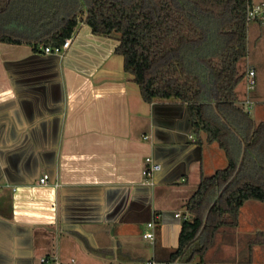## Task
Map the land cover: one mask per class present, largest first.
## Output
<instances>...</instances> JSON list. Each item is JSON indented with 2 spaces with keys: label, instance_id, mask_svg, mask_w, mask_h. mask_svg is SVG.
<instances>
[{
  "label": "crops",
  "instance_id": "1",
  "mask_svg": "<svg viewBox=\"0 0 264 264\" xmlns=\"http://www.w3.org/2000/svg\"><path fill=\"white\" fill-rule=\"evenodd\" d=\"M263 21L248 27L247 46L252 40L256 51L240 60L236 87L237 104L246 110L245 70L253 66L255 102L248 112L256 123L264 121V53L257 50L264 44ZM4 30L21 32L0 24ZM31 32L20 43L0 41V264H142L138 233L144 236L152 220L156 238H147L153 257L147 260L264 264V245L250 243L264 230V213L256 204L245 209L249 200L237 225L217 229L203 259L169 261L183 220L192 217L186 202L203 174L225 167L218 166L225 158L228 164L225 149L206 132H194L187 103L144 99L115 50L116 33L97 34L83 20L63 53H45L43 43H35L45 33ZM207 41L204 53L219 49L218 37ZM194 67L202 73L205 111L218 120L213 76L203 64ZM148 156L160 164L152 174L145 173ZM45 173L49 180L42 183ZM42 256L53 260L41 263Z\"/></svg>",
  "mask_w": 264,
  "mask_h": 264
},
{
  "label": "trees",
  "instance_id": "2",
  "mask_svg": "<svg viewBox=\"0 0 264 264\" xmlns=\"http://www.w3.org/2000/svg\"><path fill=\"white\" fill-rule=\"evenodd\" d=\"M249 1L88 0L80 4L86 11L84 17L78 9L71 10L58 26L35 41L60 45L81 20L97 34L116 33L115 50L124 56V68L139 84L144 99L187 103L194 132H206L209 142L217 141L225 149L228 164L203 174L188 198L186 207L192 217L183 220L178 247L169 261H191L196 256L203 259L217 229L239 223L240 208L247 200L264 202V121L256 123L237 104L236 91L243 78L238 63L248 53ZM9 2L0 0V13ZM211 36L218 37L219 49L207 54L203 51ZM24 40L0 31V41ZM196 64H203L213 76L212 97L222 113L218 120L205 111V87ZM234 137L241 144L240 160ZM250 243L264 245V230L256 232Z\"/></svg>",
  "mask_w": 264,
  "mask_h": 264
},
{
  "label": "rangeland",
  "instance_id": "3",
  "mask_svg": "<svg viewBox=\"0 0 264 264\" xmlns=\"http://www.w3.org/2000/svg\"><path fill=\"white\" fill-rule=\"evenodd\" d=\"M16 1H17L16 7L14 6V8L10 12H7L6 14L0 13V24H4L7 27L16 26L21 31L20 34H17L18 36H24L25 34L32 35L31 31L33 30H37V32L42 34L46 33L47 31L58 26V24L61 22V19H63V17L66 16L69 11L74 9L79 10L80 17L82 18L84 17L86 11L83 8L82 10L80 9V4L83 5V3L88 2V0H16ZM256 1H262V0H256ZM214 21L215 20L212 21L213 25H215ZM258 21L260 20L258 19L252 20L251 23L248 24L249 29L250 28L252 29L257 24H260V22ZM4 31L6 32V30ZM39 48L43 49V47H39ZM253 50L256 51V48H254V44L252 43L251 40L248 48V53L254 52ZM257 50L260 53H264V44L258 46ZM242 66H243V61H240L239 68H241ZM221 164L222 165H218V166L223 167L227 165L226 158L224 162ZM255 204L261 206V210L257 209V211H260L259 213L263 214L264 202L262 201L253 200V199L249 200L245 204V209H248V207ZM243 212L244 213L242 214V217L245 218L246 211L243 210ZM147 229L148 227H146L145 231ZM138 234H139L138 239L144 245V252H145L144 253L145 255L142 256L143 258L142 264H146L147 258L152 257V245L150 240L143 236V230L139 231ZM199 260H200L199 257H196L194 259V261H199ZM155 262L156 264H164L159 260H155Z\"/></svg>",
  "mask_w": 264,
  "mask_h": 264
},
{
  "label": "built area",
  "instance_id": "4",
  "mask_svg": "<svg viewBox=\"0 0 264 264\" xmlns=\"http://www.w3.org/2000/svg\"><path fill=\"white\" fill-rule=\"evenodd\" d=\"M264 20V0L256 1L250 0L248 3V10H247V21L248 24L252 20ZM72 43V36L67 37L64 42L60 45H43V50L45 53H63ZM245 77L247 82V95L242 100V105L245 107L247 111H250L251 107L254 105V100L251 98L249 92L255 87L256 85V70L253 66L247 65L245 70ZM147 160L151 162L150 166L146 168V174H152L153 171L160 167L159 163L153 161L152 157L148 156ZM49 180V174L45 173L40 177V182L47 183ZM181 213L178 212L177 215ZM144 236L151 240H155L156 238V223L154 220L148 222V229L144 232ZM58 258V257H57ZM53 259L52 257L42 256L40 258L41 263H49ZM58 261V260H57ZM146 264H156L154 259H149L146 261Z\"/></svg>",
  "mask_w": 264,
  "mask_h": 264
}]
</instances>
